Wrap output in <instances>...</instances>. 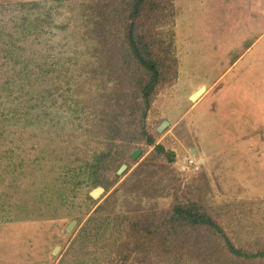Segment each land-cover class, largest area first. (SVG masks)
<instances>
[{
    "label": "rangeland",
    "instance_id": "1",
    "mask_svg": "<svg viewBox=\"0 0 264 264\" xmlns=\"http://www.w3.org/2000/svg\"><path fill=\"white\" fill-rule=\"evenodd\" d=\"M81 2L57 4L54 24L22 44L25 59L60 58L32 93L20 64L0 65V264H167L153 230L192 205L235 246L263 244L264 0H172L149 37L160 90L148 107L137 77L105 90L88 79ZM12 15L0 8V41Z\"/></svg>",
    "mask_w": 264,
    "mask_h": 264
},
{
    "label": "trees",
    "instance_id": "2",
    "mask_svg": "<svg viewBox=\"0 0 264 264\" xmlns=\"http://www.w3.org/2000/svg\"><path fill=\"white\" fill-rule=\"evenodd\" d=\"M63 1L69 0H8L2 3L3 7L0 6L13 14L6 23L13 21L10 28L14 29L12 33L6 35L5 40L0 41V53H2L0 65H4L7 60H13L15 65L20 64L21 69H19L26 81V86L30 87L31 80L35 82L45 73V67L50 69L48 74L55 72L54 68L60 59L58 56L44 55L41 61L33 56L25 59L24 47L21 46L28 43L27 38H32L30 45L37 43L44 30L54 24L56 17L60 15L57 13L59 8L57 4ZM171 1L82 0L77 11L72 8V17L76 16V20H79L82 25L84 23L83 27L86 28L80 34L79 43L84 46L87 41L93 43L85 46L86 53L88 49L92 53L91 62L84 59L87 63L85 69L89 71L88 75L92 76H88V79L95 81L105 90L106 85L111 83L113 86L123 83L127 86L132 85L131 82L137 77L139 106H150L153 95L160 90V71L153 55L157 45L149 37L151 38L150 35L156 25L163 22L165 14L172 10ZM90 22L92 27H88ZM7 24L4 25L7 26ZM139 26L148 36L146 39L144 32L139 33ZM16 29L20 31L18 34L17 31L15 32ZM17 35L24 38L19 40ZM95 59L96 61L93 62L92 60ZM68 61L73 59L70 58ZM36 66L37 71H33L32 67ZM14 80L11 79L7 86L10 84L17 86V79L15 82ZM21 88L24 89L22 85ZM29 89L32 93L31 87ZM18 95L22 96L21 93ZM126 96L124 93L122 99ZM20 97H16L15 100ZM144 118L145 116H141V120ZM130 137L128 133H119L113 142L117 143L116 140H119L121 143H130L134 139ZM149 142H152L151 139ZM105 162L95 165L93 171L102 172L109 168ZM92 175L94 174L91 173ZM95 184L100 185L101 182L97 180ZM153 235L155 238L153 242L158 246L157 250L168 252L167 260L165 259L167 264H192L193 262H197L196 264H264V243H250L247 247L235 246L223 228L196 205L174 208L159 227L153 230ZM195 235L199 239H195ZM138 239L140 244L138 243L135 249L136 252L142 251L143 254V248L145 249L149 243L144 242L145 239L140 233H138ZM159 259L161 260H158V263H164L162 257Z\"/></svg>",
    "mask_w": 264,
    "mask_h": 264
},
{
    "label": "water",
    "instance_id": "3",
    "mask_svg": "<svg viewBox=\"0 0 264 264\" xmlns=\"http://www.w3.org/2000/svg\"><path fill=\"white\" fill-rule=\"evenodd\" d=\"M202 91V90H201ZM201 91H199V92H197V93H195L194 95H192V97H191V100L192 101H194L195 99H197V97H198V95L197 94H199ZM138 151H136V152H134L133 154H132V159H135L136 158V156L138 155ZM126 168V166H122L121 168H120V170H119V174L120 173H122L123 171H124V169ZM100 192H102V190L101 189H99V190H97V192L93 195L94 197L96 196V194L97 193H100ZM73 224H74V222H73ZM72 226V225H71Z\"/></svg>",
    "mask_w": 264,
    "mask_h": 264
},
{
    "label": "bare ground",
    "instance_id": "4",
    "mask_svg": "<svg viewBox=\"0 0 264 264\" xmlns=\"http://www.w3.org/2000/svg\"><path fill=\"white\" fill-rule=\"evenodd\" d=\"M201 93H202V92H200V93H199V94H197V95H198V96H200V95H201Z\"/></svg>",
    "mask_w": 264,
    "mask_h": 264
}]
</instances>
